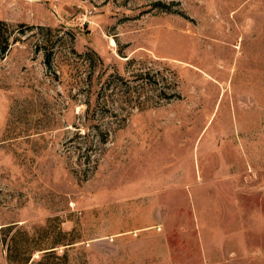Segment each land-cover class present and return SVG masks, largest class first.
<instances>
[{
  "label": "rangeland",
  "instance_id": "rangeland-1",
  "mask_svg": "<svg viewBox=\"0 0 264 264\" xmlns=\"http://www.w3.org/2000/svg\"><path fill=\"white\" fill-rule=\"evenodd\" d=\"M0 31V264H264V0H0Z\"/></svg>",
  "mask_w": 264,
  "mask_h": 264
},
{
  "label": "trees",
  "instance_id": "trees-1",
  "mask_svg": "<svg viewBox=\"0 0 264 264\" xmlns=\"http://www.w3.org/2000/svg\"><path fill=\"white\" fill-rule=\"evenodd\" d=\"M8 47V39L3 36L2 31H0V52L4 53ZM52 49H49L46 53L47 58V65H49V55ZM4 227H0V231H3L2 229ZM4 242L6 241V238L2 239ZM29 243L26 245L23 243L22 239H17L16 236L10 237L8 241H6V248L8 250V256L7 259H11L13 257V261H15L17 264H47L48 259H55L58 262L59 261H65L66 260V253L64 252L61 255H56V252L54 249L51 250V248H43L40 245H34L29 248ZM25 251L24 253L20 254V251ZM28 250V251H27ZM33 251H42L38 253L39 255L34 259ZM18 253V257H16ZM54 264H61V263H54Z\"/></svg>",
  "mask_w": 264,
  "mask_h": 264
},
{
  "label": "crops",
  "instance_id": "crops-1",
  "mask_svg": "<svg viewBox=\"0 0 264 264\" xmlns=\"http://www.w3.org/2000/svg\"><path fill=\"white\" fill-rule=\"evenodd\" d=\"M259 121H260V118H259ZM258 124L260 125V122H258ZM262 125H264V123Z\"/></svg>",
  "mask_w": 264,
  "mask_h": 264
}]
</instances>
